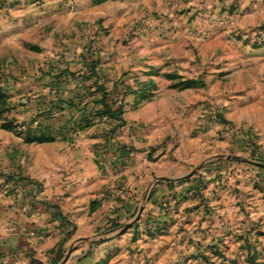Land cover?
I'll list each match as a JSON object with an SVG mask.
<instances>
[{
	"label": "rangeland",
	"instance_id": "rangeland-1",
	"mask_svg": "<svg viewBox=\"0 0 264 264\" xmlns=\"http://www.w3.org/2000/svg\"><path fill=\"white\" fill-rule=\"evenodd\" d=\"M16 2L0 0V18L11 17L10 9ZM140 9V6L133 8L132 25L127 32L116 30L111 43L90 37L71 40L65 35L50 40L43 27L35 34V40H21L16 34L0 35V193L11 194L20 181L33 180L28 173L34 167L31 160L36 146L58 141L65 145L64 149L68 148L70 159L85 157L86 161L85 169L70 166L69 170L54 171L53 175L62 177L54 180L62 188V195L70 196L77 185L93 180H103L96 189L100 197L95 201L97 207L128 195L122 189L127 177L122 173L127 171L129 159L126 156L118 159L114 153L130 151L120 141L126 143V138L144 125L135 116L140 104L156 94V82L150 85L144 81L143 73L156 56L146 49V40L165 41L176 35V49L184 57L165 65L168 72L163 74L171 86L188 80H196L199 88L214 82L226 83L231 77L227 75L233 71L228 68L241 71L243 83L258 79L263 67L260 62L264 61V0H200L173 11L175 15L171 19L166 11ZM111 26L101 22L102 33L110 34ZM86 28L94 30L92 24ZM91 34L85 31V36ZM182 37L188 39V44L178 41L184 40ZM100 51H105L101 60ZM114 56L115 63L110 62ZM231 59L236 63L232 64ZM82 60L87 62L89 74L82 70ZM101 61L110 62L111 69L116 71L113 75L109 72L110 79L108 74H98ZM154 65L163 67L160 65L164 62L154 61ZM259 82L264 83V79L259 78L247 87L258 88ZM107 103L121 106L122 110L118 112ZM203 109H208L206 113L211 115L210 124L206 129L199 124L197 131L212 129L214 155L195 167L191 173L194 184L184 185L178 198L176 190H172L152 201L158 187L149 181L139 201H135L136 209L131 215L137 222L140 218H135L141 206L143 211L153 204L152 210L170 212L183 202L180 216L172 213L165 218L150 214L146 226L144 222L138 223L130 230L133 236H123L120 243L128 248L114 247L112 253L108 245L112 234L107 229L116 226V235H120L124 222L110 218L115 221L110 226L104 225L95 241L100 243L96 247L95 264H116L111 263L116 256L122 257L117 258L120 259L117 264H264V122L261 128L249 122L237 129L243 135L244 147L222 146L218 141L223 139L224 129L216 126L232 122L221 106ZM175 147L174 135L150 147L147 171L160 158V153H171ZM115 171L122 175L117 186L110 180ZM170 185L173 189L174 184ZM71 224L65 241L77 234L78 225ZM141 234H144L141 245H133ZM79 240H73L69 246H64L65 241L60 243L53 250L57 256L52 257L51 264L62 257L68 259L70 249L76 248ZM92 252L93 248L80 258Z\"/></svg>",
	"mask_w": 264,
	"mask_h": 264
},
{
	"label": "crops",
	"instance_id": "crops-1",
	"mask_svg": "<svg viewBox=\"0 0 264 264\" xmlns=\"http://www.w3.org/2000/svg\"><path fill=\"white\" fill-rule=\"evenodd\" d=\"M16 1L13 9H10L12 16H7L8 19L0 18V35L14 36L16 34L21 40H31L32 38L35 40V34L43 27L50 40L59 37V35H65L71 40L78 37L82 39L90 37L97 41L103 39L111 43L113 42L111 36L116 30L127 32L132 25L133 15L131 12L134 7L140 6L141 11H166L171 19L175 15V11L180 8L185 9L200 0H142L138 3L124 0L99 2L97 0ZM128 12L129 15H127ZM101 22H104L107 27L112 25L110 34L102 33ZM91 24L94 28L93 31L86 28ZM85 31L86 33L92 32V36H85ZM182 38L184 40L179 39L178 41L181 44L184 41L188 44V39ZM155 41L146 40V49L156 56L149 61L143 75L144 81L150 85L152 81L156 82V94L140 104V109L135 116L144 125L137 127L138 129H135L131 137L126 138V143L120 141L127 146V149L130 148V151L114 153L118 159L123 156L129 159L128 169L122 173L127 176L122 189L127 190L126 194L128 195H121L122 198L118 200H108L104 202L103 206L97 207L95 201L100 198L96 195L97 186H101L103 180H93L92 183L82 182L74 188L75 190L70 196L62 195L64 194L62 188H58V181H54L62 179V177L58 174L53 175L54 171L69 170L70 166L71 169H85V157L70 159L68 148L64 149L65 145L58 141L39 143L36 146V154L31 160L34 167L28 173L34 179L20 181L15 192L11 194L0 193V264H51L52 257L57 256L53 250H57L59 244L65 241L64 238L72 225L60 221L57 217L58 210L70 223L74 222L78 225L76 236H72L70 239L67 237L64 246L73 244L75 239L80 240L75 245L76 248L70 249V257L66 260L62 257L56 264L97 263L95 254L100 243L96 244L95 241L99 239L97 235L100 234V229L104 225L110 226L115 221L114 219L111 221L110 218H115L124 224L122 223L120 227L123 231L120 235H116V226L107 229L112 234L108 243L109 251L112 253L113 248L118 249L119 246L126 250L128 245L120 243L123 236L125 238L128 235L133 236L134 233H130V230L135 229L138 223L144 222L145 225L150 214L151 216L159 214L168 218L172 213L176 214V217L180 216L182 211L181 204L183 202L178 204L176 202V209L170 212L161 209L157 212L156 209H150L154 205L149 204L140 219L134 222L131 215L136 209L135 201H139L143 189L149 185V181L150 184L153 182L152 185L158 187L152 201L173 192L172 190H176V198H178L179 190L184 185L194 184V176L191 173L194 172L195 167L214 155L213 145L215 143H212L214 137L212 129L207 132L198 133L197 131L199 124L203 129H206L210 124L208 119L211 115L206 113L208 109H203V107L221 106L224 108L223 112L226 118L232 122L230 125L217 124L216 126V129H224L223 139L218 141L222 146L244 147L243 135L237 129L245 126V123L254 122L258 128H261V123L264 122V118L262 119L264 115V83L259 82L258 88L247 86H252V83L258 82L259 78L260 80L264 79V61L260 62L263 66L262 71L257 74L258 79L255 81L249 79L251 81L243 83L241 71L226 67L227 70H233L227 75L231 77L226 83L214 82L209 83L206 88L188 87L179 90L171 86V81L167 79L166 81L163 74L167 71L165 65L174 63L176 58L184 57V54L179 53L180 49H176V35L170 40L161 41L158 38ZM98 43L100 44V42ZM103 49H106V46ZM104 53L105 51H100L98 58L102 59L101 54ZM81 56L83 57L82 54ZM160 60L164 62V65H160L163 67L155 66L154 61L160 62ZM115 61L114 56L110 62L115 63ZM110 62L101 61L97 68L99 75L108 74L109 79L111 78L109 72H112L111 75H113L116 71L111 69ZM235 63L232 61V64ZM81 65L82 70H86L89 74L87 62L82 60ZM101 66L103 67L101 68ZM153 67L157 69L153 70ZM110 81L113 82L112 80L108 82ZM153 86L154 84L151 87ZM252 114L256 115V118L252 117ZM173 135L176 136V147L171 153H160V158L147 171L146 165L150 163L148 159L150 147L162 143L165 138ZM169 149L171 150V148ZM169 149L168 151H170ZM117 163L119 164V162L115 164ZM121 176V173L115 171L113 179L110 180H113L117 186V183H120L122 179ZM172 183L174 184L173 189L170 185ZM151 218L153 220L160 219ZM153 220L149 219V222ZM144 225L142 224L141 227L146 226ZM149 226L152 227L151 224ZM147 233L149 234V232ZM79 234L81 237H78ZM142 238H144V234L136 237V240L132 242L133 245H141L139 242ZM92 248L94 252L85 258H80ZM118 257L116 256V260L112 259L111 263L117 264L120 261L117 259Z\"/></svg>",
	"mask_w": 264,
	"mask_h": 264
},
{
	"label": "trees",
	"instance_id": "trees-1",
	"mask_svg": "<svg viewBox=\"0 0 264 264\" xmlns=\"http://www.w3.org/2000/svg\"><path fill=\"white\" fill-rule=\"evenodd\" d=\"M97 1L99 2V1H104V0H97ZM92 70H94V69H92ZM198 85H199V83L196 80H193V81L188 80V82H186V83H183V84L182 83H176V84H173L172 86L175 88L179 87V88L184 89V88H188V87H198ZM100 88L103 89L102 85H100ZM111 104L112 105L107 103L108 106H110V107L113 106L116 109V111H118V112H120L122 110L121 106H115L114 103H111ZM118 117H119V115H118ZM57 217L60 219V221H65L67 224L71 225V223L65 218V216H63V214L59 210L57 211Z\"/></svg>",
	"mask_w": 264,
	"mask_h": 264
},
{
	"label": "water",
	"instance_id": "water-1",
	"mask_svg": "<svg viewBox=\"0 0 264 264\" xmlns=\"http://www.w3.org/2000/svg\"><path fill=\"white\" fill-rule=\"evenodd\" d=\"M143 209H144V206H141V207H140V210H139V213H138V215L136 216L135 220H138V219L140 218ZM133 221H134V220H133Z\"/></svg>",
	"mask_w": 264,
	"mask_h": 264
}]
</instances>
